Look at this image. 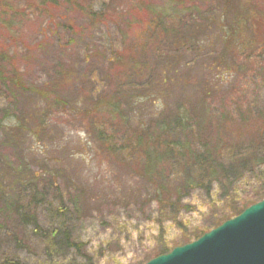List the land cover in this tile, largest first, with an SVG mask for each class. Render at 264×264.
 I'll list each match as a JSON object with an SVG mask.
<instances>
[{
  "label": "rangeland",
  "instance_id": "obj_1",
  "mask_svg": "<svg viewBox=\"0 0 264 264\" xmlns=\"http://www.w3.org/2000/svg\"><path fill=\"white\" fill-rule=\"evenodd\" d=\"M151 1L158 5L163 2ZM133 7L127 0H0L1 80H7L15 70L25 85L42 87L61 78L59 68L74 73L64 87V96L72 104H59V108L49 110L45 104H36L37 112L42 114L45 109L46 115L27 121L31 135L37 133L34 137L13 133L7 138L11 126L31 110L32 104L15 106L11 95L18 92L10 89V95L0 80V162L14 167L27 165L30 171L39 172L37 184L49 194L50 206L69 211L67 223L73 227L75 237L86 244L94 264H145L161 248L181 246L186 234L206 228L216 214L228 207L215 190L210 197L202 191L192 192L183 201L187 208L178 213L162 209L137 174L138 154L125 157L100 146V129L90 124L106 126L108 133L113 128L101 116L81 120L80 111L87 104H80L77 110L73 103L83 92H88L94 101L102 93L121 90L116 87L112 63L115 54H123L125 61L140 57L120 79L134 91L131 97L154 111L173 109L182 98L189 101L201 97L207 92L206 81L219 84L226 97L214 102V110L224 108V104L234 108L264 101V92H259L260 78L256 81L232 75L220 83L221 70H207L217 56L199 43L212 29L204 15L178 16L176 25L183 35L176 39L170 27L164 40L157 41L158 37L150 35L146 16ZM91 13L97 15L98 23ZM153 71L166 77L168 96L164 97L160 83L157 87L148 85ZM112 137L118 144L123 134ZM49 173L56 174L57 179L53 181ZM257 188L256 180L247 179L236 186L237 196L245 199ZM3 201L0 199L1 224L6 219ZM16 203L20 207L27 205L24 196ZM79 208L81 213L77 215ZM47 210L45 205L37 212L44 228L53 218ZM39 246L36 257L27 258L32 264L43 260L44 246Z\"/></svg>",
  "mask_w": 264,
  "mask_h": 264
},
{
  "label": "trees",
  "instance_id": "obj_2",
  "mask_svg": "<svg viewBox=\"0 0 264 264\" xmlns=\"http://www.w3.org/2000/svg\"><path fill=\"white\" fill-rule=\"evenodd\" d=\"M127 1L132 7L134 4V11L146 16L150 35L158 37L157 41L164 40L170 27L176 39L183 35L176 25L178 16L204 15L212 29L199 43L204 50H212L217 56L207 70L210 73L221 70L220 83L232 75L252 77L256 81L260 78L262 89L259 92H264V0H203L206 1L203 3L202 0H163L159 5L151 0ZM90 16L98 20L95 13ZM139 58L125 61L123 54H115L112 63L117 73L116 87L121 90L102 93L94 101L88 92H83L73 104H77L74 106L77 110L80 104H87L80 111L81 120H95L96 116H101L113 128L108 133L106 126L90 124L100 129L97 130V141L104 150L121 152L125 157L138 154L137 174L150 187L152 199L162 209L178 213L187 208L183 201L192 192L202 191L207 197L215 190L219 192L221 201L228 207L216 214L206 228L186 234L181 243L185 245L264 199V101L235 105L234 108L224 104V108L220 106V110H214V102L224 101L226 97L219 84L206 81L207 92L201 97L192 101L182 98L173 109L162 107L154 111L131 97L134 91L120 79ZM3 70L0 65V73L4 74ZM69 70L59 68L61 78L42 87L25 85L15 70L7 80L0 79L10 95V89L18 92L11 95L15 106L32 104L31 110L21 115L23 119L20 117L11 126L7 138L10 139L9 135L13 133L37 136L36 132L31 135L28 122L46 115V111L41 110L42 114H39L36 104H45L48 110L53 106L59 108V104H72L64 96L65 83L74 74ZM151 74L150 88L160 83L158 86L164 88V97L168 96L166 77L155 71ZM132 104L137 105L131 108ZM118 133L123 137L117 144V139L112 136ZM112 145L115 147L111 149ZM38 174L30 171L27 165L14 167L0 162V199L4 200L3 218H6L3 224L0 222V264H32L27 258L36 257L35 250L41 247L39 245L44 246L43 260L34 264H94L86 244L75 237L73 227L67 223L69 211L53 204L50 206L49 194L37 184ZM49 175L53 181L57 179L56 174ZM247 179L256 180L258 188L252 196L242 199L237 196L236 186ZM77 191L81 193L79 189ZM23 196L27 205L20 207L16 202ZM45 205L56 220L50 218L47 228L37 217L38 210L45 209ZM79 213L81 208L77 215ZM170 251L161 248L155 257Z\"/></svg>",
  "mask_w": 264,
  "mask_h": 264
},
{
  "label": "water",
  "instance_id": "obj_3",
  "mask_svg": "<svg viewBox=\"0 0 264 264\" xmlns=\"http://www.w3.org/2000/svg\"><path fill=\"white\" fill-rule=\"evenodd\" d=\"M146 264H264V199L198 240Z\"/></svg>",
  "mask_w": 264,
  "mask_h": 264
}]
</instances>
